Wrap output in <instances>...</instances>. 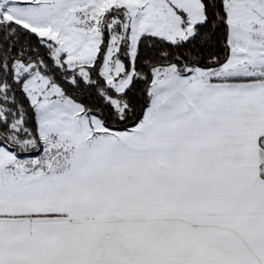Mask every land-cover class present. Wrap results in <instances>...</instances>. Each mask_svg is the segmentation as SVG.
<instances>
[{
    "label": "snow or ice",
    "instance_id": "obj_1",
    "mask_svg": "<svg viewBox=\"0 0 264 264\" xmlns=\"http://www.w3.org/2000/svg\"><path fill=\"white\" fill-rule=\"evenodd\" d=\"M0 264H264V0H0Z\"/></svg>",
    "mask_w": 264,
    "mask_h": 264
},
{
    "label": "trees",
    "instance_id": "obj_2",
    "mask_svg": "<svg viewBox=\"0 0 264 264\" xmlns=\"http://www.w3.org/2000/svg\"><path fill=\"white\" fill-rule=\"evenodd\" d=\"M212 49H208V51H211ZM221 57H223V52L221 51V52H219L218 53ZM207 55V51H206V53H205V56ZM144 87V85L143 84H139L138 86H137V89L139 90V89H142ZM138 111H139V109H138Z\"/></svg>",
    "mask_w": 264,
    "mask_h": 264
}]
</instances>
